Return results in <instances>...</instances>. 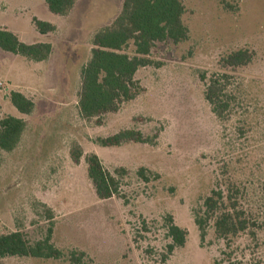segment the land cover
Returning a JSON list of instances; mask_svg holds the SVG:
<instances>
[{
    "label": "rangeland",
    "instance_id": "obj_1",
    "mask_svg": "<svg viewBox=\"0 0 264 264\" xmlns=\"http://www.w3.org/2000/svg\"><path fill=\"white\" fill-rule=\"evenodd\" d=\"M123 1L79 0L63 17L44 0H0V29L54 51L35 62L0 49V119L27 125L14 151L0 150V234L21 231L35 243L51 231L50 242L62 254L57 260L6 257L0 264H228L224 251L237 260L264 258V0H184L189 38L156 46L150 58L159 67L136 75L145 93L117 113L86 120L78 107L81 69L91 58L93 36L113 23ZM45 18L55 32H38L34 19ZM238 50L251 52L252 62L223 68L222 59ZM213 73L230 76L223 121L204 98L202 77ZM12 91L34 103L31 114L13 106ZM127 129L148 143H97ZM75 145L82 152L77 164ZM90 154L121 180V196L97 198L87 175ZM141 168L148 181L139 177ZM218 186L237 188L256 235H241L230 250L212 228L201 240L195 223ZM168 217L188 237L164 260Z\"/></svg>",
    "mask_w": 264,
    "mask_h": 264
},
{
    "label": "trees",
    "instance_id": "obj_2",
    "mask_svg": "<svg viewBox=\"0 0 264 264\" xmlns=\"http://www.w3.org/2000/svg\"><path fill=\"white\" fill-rule=\"evenodd\" d=\"M49 11L56 16H68L79 0H44ZM184 0H124L121 12L113 23L95 33L92 39L91 58L81 69V89L78 107L81 116L86 120L101 119L107 114L117 113L121 107L137 99L145 93L136 75L146 67H159L150 57L159 44L171 42L179 45L189 38V29L184 23ZM34 24L41 34L53 33L56 26L50 22L34 19ZM0 49L23 56L35 62L49 59L53 48L48 43L25 44L12 31L0 29ZM253 60V54L247 50L231 52L221 61L223 68H240ZM206 82L204 98L211 107L212 113L223 121L230 112L231 99L228 91L230 76L213 73ZM10 100L22 114L29 115L34 103L20 92L12 91ZM1 111V106H0ZM101 122V121H99ZM23 119L6 116L0 119V150L14 151L26 130ZM97 143L105 148L120 147L127 143H148L144 135L137 130H122L110 137L99 138ZM151 143V142H150ZM82 152L76 145L71 150V158L79 163ZM87 175L99 200H110L121 196V180L110 173L96 154L87 155ZM118 173L124 175L121 169ZM146 170L138 171L139 177L148 181ZM120 176V177H121ZM123 177V176H122ZM121 177V178H122ZM48 217L52 219L49 214ZM195 223L199 229L201 240L212 228L217 239L223 240L230 250L234 240L241 235L255 239L250 218L239 201V191L234 186L213 189L203 200L200 210L195 214ZM168 238L171 243L167 247V255H172L178 248L185 246L188 233L177 226L172 217L166 219ZM51 231L45 240L32 243L27 236L16 231L0 234V258L31 257L37 259H54L61 253L50 242ZM228 264H264V258L251 257L249 261L232 259L233 251L223 252ZM73 262L80 258L71 254Z\"/></svg>",
    "mask_w": 264,
    "mask_h": 264
},
{
    "label": "crops",
    "instance_id": "obj_3",
    "mask_svg": "<svg viewBox=\"0 0 264 264\" xmlns=\"http://www.w3.org/2000/svg\"><path fill=\"white\" fill-rule=\"evenodd\" d=\"M39 20V19H38ZM41 21H45V22H49V20H47L46 18L45 19H43V20H41ZM50 23H52V22H50ZM53 24V23H52ZM13 32V31H12ZM13 33H15V32H13ZM53 48V47H52ZM54 51H52V53H53ZM52 55V54H51ZM51 57V56H50ZM49 57V58H50ZM46 62V61H45ZM26 128H27V126H26ZM26 131V130H25Z\"/></svg>",
    "mask_w": 264,
    "mask_h": 264
}]
</instances>
